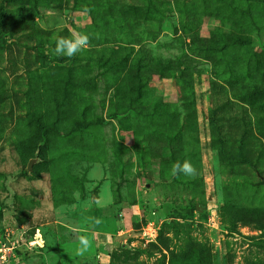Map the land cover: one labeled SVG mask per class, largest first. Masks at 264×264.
Returning a JSON list of instances; mask_svg holds the SVG:
<instances>
[{
  "label": "rangeland",
  "instance_id": "rangeland-1",
  "mask_svg": "<svg viewBox=\"0 0 264 264\" xmlns=\"http://www.w3.org/2000/svg\"><path fill=\"white\" fill-rule=\"evenodd\" d=\"M5 1V264L101 222L104 261L58 264H264V0ZM73 30L89 46L55 55Z\"/></svg>",
  "mask_w": 264,
  "mask_h": 264
},
{
  "label": "crops",
  "instance_id": "crops-1",
  "mask_svg": "<svg viewBox=\"0 0 264 264\" xmlns=\"http://www.w3.org/2000/svg\"><path fill=\"white\" fill-rule=\"evenodd\" d=\"M93 221L95 224L96 220ZM121 221L123 222L122 226L126 225L128 222L127 220ZM101 223L102 225L100 224V226H92V223H90L88 228L76 230L74 233V240L59 244L53 249L46 250L41 256H39L40 261L43 262L42 264H58L62 261L81 260L95 257L99 261H104L108 257V253H110L111 248L115 243L116 234H119L120 232H116L118 228L117 224L119 223H112L109 227L103 222ZM80 236L87 237L89 241V247L82 255L77 254V250L81 247L78 239ZM26 261L21 264H34V262H36L35 260Z\"/></svg>",
  "mask_w": 264,
  "mask_h": 264
},
{
  "label": "clouds",
  "instance_id": "clouds-1",
  "mask_svg": "<svg viewBox=\"0 0 264 264\" xmlns=\"http://www.w3.org/2000/svg\"><path fill=\"white\" fill-rule=\"evenodd\" d=\"M83 11L89 13L91 9L85 8ZM89 40L90 38L87 34L73 30L69 37H60L57 39L54 53L57 56L71 58L86 49L89 46ZM171 171L174 176L183 174L194 177L197 174V169L188 160H185L183 164L176 162L172 165ZM96 223H99V221H96ZM78 239L81 247L77 250V254L82 255L89 247V241L85 236H80Z\"/></svg>",
  "mask_w": 264,
  "mask_h": 264
},
{
  "label": "built area",
  "instance_id": "built-area-1",
  "mask_svg": "<svg viewBox=\"0 0 264 264\" xmlns=\"http://www.w3.org/2000/svg\"><path fill=\"white\" fill-rule=\"evenodd\" d=\"M154 228L153 225L149 224L145 227V236L147 240H152V238L154 237ZM3 247H0V264H5L7 262V257H6V251L8 249V247H5L4 245H0Z\"/></svg>",
  "mask_w": 264,
  "mask_h": 264
},
{
  "label": "trees",
  "instance_id": "trees-1",
  "mask_svg": "<svg viewBox=\"0 0 264 264\" xmlns=\"http://www.w3.org/2000/svg\"><path fill=\"white\" fill-rule=\"evenodd\" d=\"M6 1H7V2H10V1H13V0H6ZM6 1H5V2H6ZM2 7H3V6L0 7V20L2 19V9H3ZM259 50H261V51L264 50V46H263V47H259ZM259 53H261V52H259Z\"/></svg>",
  "mask_w": 264,
  "mask_h": 264
}]
</instances>
